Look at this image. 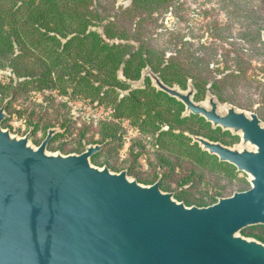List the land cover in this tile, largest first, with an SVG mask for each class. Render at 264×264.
<instances>
[{
    "label": "water",
    "instance_id": "water-1",
    "mask_svg": "<svg viewBox=\"0 0 264 264\" xmlns=\"http://www.w3.org/2000/svg\"><path fill=\"white\" fill-rule=\"evenodd\" d=\"M264 40V32L262 35ZM214 128L240 134L252 150H235L202 137L193 140L220 162L250 177L251 188L209 207H187L161 190L145 187L127 172L99 169L81 155H49L57 130L37 149L30 135L2 129L0 110V264H264V244L242 237L264 226V124L255 113L230 106L220 113L197 104L192 86L184 93L150 69L142 75Z\"/></svg>",
    "mask_w": 264,
    "mask_h": 264
},
{
    "label": "trees",
    "instance_id": "trees-1",
    "mask_svg": "<svg viewBox=\"0 0 264 264\" xmlns=\"http://www.w3.org/2000/svg\"><path fill=\"white\" fill-rule=\"evenodd\" d=\"M173 4L175 0H132L130 6L106 14L111 7L97 0H0V70L12 72L9 84L0 83V95L5 97L9 90L16 95L46 90L67 94L71 89L72 96L112 111L111 121L102 123L104 141H119L121 123L128 121L171 156L240 180L234 166L220 162L187 136L219 142L215 136L221 133L219 128L212 130L200 116L183 118L185 106L157 90L150 78L144 89L131 90L130 82L141 80L148 68L163 83L177 84L182 90L191 80L198 91L196 100L209 84L212 90L218 88L219 80H206L201 72L188 68L180 52L172 58L155 46L159 36L154 34L155 18ZM193 60L196 69L199 59ZM257 113L264 119L263 111ZM158 159L159 170L175 168L165 154ZM210 200L201 206L216 203L214 196Z\"/></svg>",
    "mask_w": 264,
    "mask_h": 264
},
{
    "label": "rangeland",
    "instance_id": "rangeland-1",
    "mask_svg": "<svg viewBox=\"0 0 264 264\" xmlns=\"http://www.w3.org/2000/svg\"><path fill=\"white\" fill-rule=\"evenodd\" d=\"M97 1L110 6L106 14H111L116 8L130 6L132 0ZM155 19L157 27H150L151 30L154 28V34L159 35H155L158 37L155 46L172 58L180 52L179 57L188 68L201 72L206 80H219L218 88L212 90L209 84L199 100H196L198 91L191 80L187 83V90H182L177 84L167 86L184 93L192 86L194 102L205 107H209V97L213 96L222 114L230 106L258 116L257 111L264 112V0H175L167 12L158 14ZM194 57L199 59L196 69ZM11 77V70H0V83L3 85L9 84ZM145 80L130 82L131 90L144 89ZM4 96L0 95V110L5 107L7 117L2 129L11 135L18 138L30 135L29 143L37 149L50 130H57L46 150L49 155H81L89 147L103 146L102 151L91 159L93 166L108 168L116 174L125 171L130 180L145 187L160 181L163 192L173 194L187 207H209L219 199L251 188L250 177L244 173H238L240 180H232L217 170L171 156L160 150L155 141L146 139L128 121L121 123L122 137L119 141H104L102 123L111 121L112 111L98 103L90 104L72 96L71 89L67 94L46 90L21 91L17 95L9 90ZM191 115L185 108L182 117ZM259 118L264 124V119ZM36 123L38 127L34 126ZM210 127L218 129L212 124ZM219 129L221 133L215 136L224 146L239 151L253 149L243 143L240 134ZM224 133L229 135L223 136ZM187 136L192 140L194 137L210 140L200 135L187 133ZM161 154L172 161L173 170L168 166L159 170ZM210 196L215 197L216 203L201 206L205 202L211 203ZM254 228L264 226L248 228L240 235L264 244L258 237L264 238V232L254 231Z\"/></svg>",
    "mask_w": 264,
    "mask_h": 264
}]
</instances>
